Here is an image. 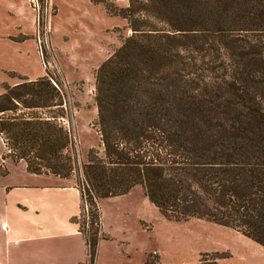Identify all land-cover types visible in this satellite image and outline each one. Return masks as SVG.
I'll list each match as a JSON object with an SVG mask.
<instances>
[{"label": "trees", "instance_id": "16d2710c", "mask_svg": "<svg viewBox=\"0 0 264 264\" xmlns=\"http://www.w3.org/2000/svg\"><path fill=\"white\" fill-rule=\"evenodd\" d=\"M128 2L108 8L132 34L96 75L97 147L81 160L55 117L20 114L67 104L59 84L42 77L0 96L10 158L36 175L81 173L80 218L92 236L74 221L87 264L102 238L100 200L136 186L167 220L214 223L264 248V0ZM34 151L59 161L35 163Z\"/></svg>", "mask_w": 264, "mask_h": 264}, {"label": "rangeland", "instance_id": "374dc122", "mask_svg": "<svg viewBox=\"0 0 264 264\" xmlns=\"http://www.w3.org/2000/svg\"><path fill=\"white\" fill-rule=\"evenodd\" d=\"M128 4V0H0V73L7 76L6 84H0V95L24 80L49 77L58 83L67 98L63 109L21 110L20 114L55 117L69 133L81 160L99 143L94 127L97 72L132 34L127 21L108 8L123 9ZM27 100L31 106L37 103ZM6 149L4 159L13 160ZM33 153L30 159L44 166L59 161ZM80 174L75 171L69 180L77 185ZM99 206L98 264L264 262V248L235 230L202 220H167L149 202L142 186L121 197L102 199ZM79 222L92 236L87 215L79 216Z\"/></svg>", "mask_w": 264, "mask_h": 264}, {"label": "crops", "instance_id": "0c3cea01", "mask_svg": "<svg viewBox=\"0 0 264 264\" xmlns=\"http://www.w3.org/2000/svg\"><path fill=\"white\" fill-rule=\"evenodd\" d=\"M6 81L0 73V84ZM5 149L0 135V264H87L86 239L74 221L82 205L77 185L32 174L25 161L4 159Z\"/></svg>", "mask_w": 264, "mask_h": 264}, {"label": "built area", "instance_id": "2783aa9c", "mask_svg": "<svg viewBox=\"0 0 264 264\" xmlns=\"http://www.w3.org/2000/svg\"><path fill=\"white\" fill-rule=\"evenodd\" d=\"M6 150H8V149H6ZM8 152H10V151L8 150Z\"/></svg>", "mask_w": 264, "mask_h": 264}]
</instances>
